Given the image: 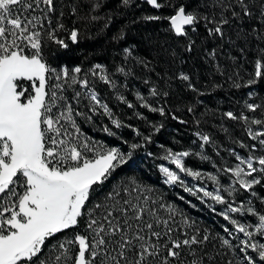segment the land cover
Masks as SVG:
<instances>
[{
    "label": "snow or ice",
    "instance_id": "obj_1",
    "mask_svg": "<svg viewBox=\"0 0 264 264\" xmlns=\"http://www.w3.org/2000/svg\"><path fill=\"white\" fill-rule=\"evenodd\" d=\"M121 3L130 6L131 0ZM146 3L156 10L172 9L169 15H148L144 19L166 20L169 31L187 40L188 52L196 43L190 33L201 27L208 37L228 43L234 38L226 35V28L235 29V39L251 40L254 47L252 71L244 86L251 88L264 82V0H194L190 8L172 0ZM85 4L96 11L102 7V0H73L71 14L76 15ZM56 13L57 0H0V264H214V255L206 250L209 236L185 234V238H176L173 222L182 214L174 206L164 205L167 217L162 216L152 207L157 202L150 203L151 197L140 195V185L135 181L127 188H113L102 201L93 203L97 189L127 165L133 152L143 145L132 143L130 150L121 151L94 142L82 132L78 117L91 122L93 115L103 114L116 129L125 126L100 98L89 76L107 85L120 102L133 109L136 105L127 100L114 79L117 74L126 79L132 73L124 66L109 72L99 63L88 71L80 66L52 67L43 55L45 38L68 49L69 44L56 35V30H64L72 43H78L77 30L66 29L60 22L52 28ZM114 38L123 39V35ZM124 52L126 56L132 54L130 49ZM169 55L175 57L176 53ZM209 55L215 57L216 52L212 50ZM143 66L155 71L149 63ZM177 78L198 91L189 75L181 72ZM160 79L167 83L172 77L165 74ZM229 79L235 88L242 86L239 80L243 77L238 72ZM69 90L71 96L67 95ZM167 94L155 86L150 89L153 97ZM136 99L140 107L165 115L163 106L153 107L145 96L137 93ZM244 109L252 113L261 109V116L246 115L243 109L239 114L223 113L229 120L241 122L247 136L257 142H239L241 148L248 149L247 155L229 150L236 161L234 166L222 164L215 174L187 166L185 158L192 155L210 160L203 149L214 141L197 132L201 151L165 148L159 159L174 165L175 170L163 163L158 169L165 184L180 187L202 202L207 198L223 205L220 215L231 225L223 231L231 239L221 237V246L229 251L239 248L243 264H264V196L255 190L257 185L264 188V154L256 155L264 153V105L246 103ZM161 127H155V131ZM101 130L116 135L111 127ZM133 131L143 136L145 143L151 142L150 135L135 128ZM220 172L229 175L226 184L221 183ZM181 174L211 181L215 187L208 190L204 183L190 186ZM242 192L248 193V198L237 203L235 197ZM253 198L261 204L260 209ZM233 214L251 220L241 221ZM249 250L255 256L249 255Z\"/></svg>",
    "mask_w": 264,
    "mask_h": 264
},
{
    "label": "trees",
    "instance_id": "obj_2",
    "mask_svg": "<svg viewBox=\"0 0 264 264\" xmlns=\"http://www.w3.org/2000/svg\"><path fill=\"white\" fill-rule=\"evenodd\" d=\"M72 3L73 0H57V13L53 17L52 28L56 29L60 22L66 29L77 30L78 43H72L68 39L67 31L56 30V35L69 44L68 49L45 38L43 55L52 67L80 66L88 71L99 63L109 72L118 66L130 69L132 74L126 79L119 74L114 79L127 100L136 105L133 109L120 102L107 85L89 76L100 98L109 105L115 118L123 121L124 127L116 129L103 114L93 115L91 122L80 117L77 121L82 132L94 142L117 147L121 151L130 150L132 143L143 145L133 152L132 160L127 165L117 169L110 181L97 189L93 203L102 201L105 194L110 193L113 188H127L135 181L140 185L142 197H151L150 203L157 202L152 207L154 210L159 209L162 216L167 217L164 205L174 206L182 214L176 215L173 222V235L176 238H185V234H207L209 240L206 250L214 255V264H228L229 261L243 264V253L239 248L229 251L221 246V237L231 239L223 231L225 226L231 228L220 215L223 208L218 204H211L208 199H205L206 203L202 202L180 187L165 184L158 165L162 162L159 157L163 155L165 148L173 151L189 149L196 132L207 134L216 141L211 144V150L220 149L219 151L230 153L229 150L234 149L247 154L248 149L241 148L239 142L245 145L257 143L248 142L251 138L247 136L241 122L223 116L226 111L239 114L242 109L246 115L257 118L261 116V109L255 113L244 109L246 103L264 105V82L251 88L244 86L253 67L250 63L254 55L253 42L235 39V29L231 27L226 28V35L232 36L234 42H222L208 37L201 27L196 33H190L196 43L194 50L188 52L185 50L187 40L169 31L166 20L149 22L144 19L148 15H169L172 9L156 10L144 0H131L130 6H124L121 0H102L100 9L91 11L85 4L77 9L76 15H72ZM172 3H185L190 8L194 0H172ZM61 11L63 16H60ZM93 16L99 18L93 20ZM121 34L123 39L114 38ZM242 47L244 51H241ZM124 49H130L131 56H126ZM212 50L216 52L215 57L209 55ZM173 51L176 53L175 57L169 55ZM143 63H149L150 68L155 71L145 69ZM181 72L191 77L198 91H192L187 82L177 78ZM236 72L239 77H243L239 80L242 85L239 89L229 79ZM165 74L172 77L167 83L160 79ZM145 80L149 82L145 83ZM153 86L166 91L167 96H151L150 89ZM137 93L145 96L153 107L163 106L165 115L140 107V101L136 99ZM67 95L71 96V90ZM81 109L87 111L83 105ZM173 116L178 119H173ZM180 120L185 123H180ZM160 125L163 127L159 132L155 131V127ZM104 126L111 127L116 135L110 136L103 132L101 129ZM133 128L143 135H150L151 142L145 143L143 136L135 135ZM255 190L264 196V188L257 185ZM181 196L184 197L183 200L180 199ZM253 202H256L254 198ZM233 215L237 219L240 217ZM177 228L179 232L175 231ZM237 235L247 239L242 234ZM232 242L236 243L235 240ZM249 255L255 256L250 250Z\"/></svg>",
    "mask_w": 264,
    "mask_h": 264
},
{
    "label": "rangeland",
    "instance_id": "obj_3",
    "mask_svg": "<svg viewBox=\"0 0 264 264\" xmlns=\"http://www.w3.org/2000/svg\"><path fill=\"white\" fill-rule=\"evenodd\" d=\"M197 133V132H196ZM195 133V138L191 141L192 142V146L189 147V149H185L187 151H190L192 153H196L201 151L200 149V140L199 137L196 135ZM212 139V138H211ZM214 142H216L214 139H212ZM252 140V139H251ZM249 140L248 142H256V141H251ZM220 150V149H219ZM179 151H184V150H179ZM203 151L210 157V160H201L198 156L196 155H192L189 157V160L186 161L185 158V162L187 164V166L193 168L194 170H199L205 173H213L215 174L217 172V168H219L220 165L222 164H226L228 166H234V164L236 163L235 158L232 154H230L229 152L223 150V151H219V155H217V150H211V145H205ZM236 153L240 154V155H247V154H243L241 152H237ZM264 154L262 152H257L256 155H261ZM161 163L164 164V166L170 167L173 170L174 169V165H169L168 162L166 161H162ZM160 163V164H161ZM213 165H216V167L214 168ZM163 176V175H162ZM182 178L186 180V182L191 186V185H197L199 186L201 183H204L205 185H207L208 190H212L215 185L208 180H204L203 182L198 181V180H194L192 177H188L185 176L184 174H181ZM219 178L221 180V183L226 184L228 179H229V175L220 172L219 173ZM164 179V177H163ZM226 194V193H225ZM248 198V193L246 192H242L241 194L237 195V199L235 197V199L237 200V203H239L242 200H246ZM207 199V198H205ZM209 202L211 204H215L214 202H212L211 200H209ZM255 207L257 209L261 208V204L257 202H253ZM219 205V204H218ZM220 207L224 208L223 205H219ZM238 219H240L241 221H244L245 219H248L250 222V218L249 217H238Z\"/></svg>",
    "mask_w": 264,
    "mask_h": 264
},
{
    "label": "water",
    "instance_id": "obj_4",
    "mask_svg": "<svg viewBox=\"0 0 264 264\" xmlns=\"http://www.w3.org/2000/svg\"><path fill=\"white\" fill-rule=\"evenodd\" d=\"M144 1H146V0H144ZM150 6V5H149ZM151 7V6H150Z\"/></svg>",
    "mask_w": 264,
    "mask_h": 264
}]
</instances>
